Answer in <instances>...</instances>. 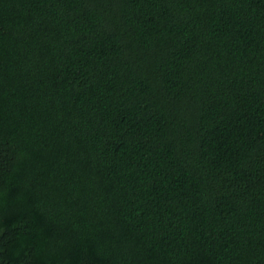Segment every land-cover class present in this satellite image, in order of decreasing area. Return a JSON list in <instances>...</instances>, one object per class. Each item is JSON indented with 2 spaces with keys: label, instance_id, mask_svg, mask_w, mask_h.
<instances>
[{
  "label": "trees",
  "instance_id": "16d2710c",
  "mask_svg": "<svg viewBox=\"0 0 264 264\" xmlns=\"http://www.w3.org/2000/svg\"><path fill=\"white\" fill-rule=\"evenodd\" d=\"M0 264H264V0H0Z\"/></svg>",
  "mask_w": 264,
  "mask_h": 264
}]
</instances>
